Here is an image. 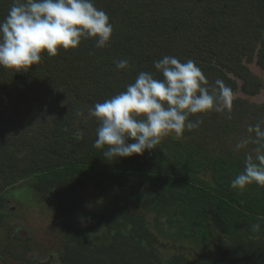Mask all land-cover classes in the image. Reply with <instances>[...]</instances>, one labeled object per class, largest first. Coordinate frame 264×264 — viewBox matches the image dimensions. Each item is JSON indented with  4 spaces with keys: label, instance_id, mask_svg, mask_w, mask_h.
Listing matches in <instances>:
<instances>
[{
    "label": "trees",
    "instance_id": "16d2710c",
    "mask_svg": "<svg viewBox=\"0 0 264 264\" xmlns=\"http://www.w3.org/2000/svg\"><path fill=\"white\" fill-rule=\"evenodd\" d=\"M12 3L0 0V20ZM94 4L113 24L106 47L96 48L89 38L76 48L58 49L56 56L45 51L39 65L27 71L0 67V174L20 169L7 180L24 179L41 198L52 187L59 201L74 193L76 184L83 189L92 185L113 204L98 224L54 218L59 221L55 224L62 247L57 262L264 264L260 219L264 187L253 183L239 191L230 186L244 170L246 153L256 146L235 149L250 134L239 122L223 123V117L235 118L228 110L191 115L190 120L202 119L198 128L161 138L155 149L130 157L106 160L107 146L93 147L99 124L84 131L91 118L98 121L89 109L125 91L139 72L162 79L153 62L166 55L195 61L210 90L214 85L207 76L233 89L227 58L249 52L256 45L252 36L264 34V0H94ZM196 24L203 32L197 34ZM121 59L129 61L128 69L116 68L115 61ZM226 142L232 146L227 151L221 149ZM41 198V204L51 205ZM257 223L260 228L253 231L251 225ZM22 247L27 263L30 244Z\"/></svg>",
    "mask_w": 264,
    "mask_h": 264
},
{
    "label": "clouds",
    "instance_id": "9594fccd",
    "mask_svg": "<svg viewBox=\"0 0 264 264\" xmlns=\"http://www.w3.org/2000/svg\"><path fill=\"white\" fill-rule=\"evenodd\" d=\"M112 34L109 16L94 0H13L0 20V67L27 71L39 65L45 51L56 56L58 49L76 48L89 38L95 40L96 48H103ZM153 64L162 79L141 71L125 91L89 109V115L99 121L93 147L107 146L103 152L106 160L142 155L155 149L163 136L174 133L179 137L186 129L198 128L202 119L190 120L191 115L231 110L233 90L220 79L211 90L206 87V77L192 59L181 62L166 55ZM115 66L126 70L129 61H115ZM247 131L250 135L239 140L235 149L248 144L256 147L246 153L244 170L230 182L239 191L253 183L264 187V128L258 122ZM251 228L258 231L260 225Z\"/></svg>",
    "mask_w": 264,
    "mask_h": 264
},
{
    "label": "rangeland",
    "instance_id": "374dc122",
    "mask_svg": "<svg viewBox=\"0 0 264 264\" xmlns=\"http://www.w3.org/2000/svg\"><path fill=\"white\" fill-rule=\"evenodd\" d=\"M198 26L196 32L199 34V32H203V28L201 24H196ZM206 28V27H205ZM195 32V33H196ZM226 36V32L224 35L219 39L223 40V38ZM227 52H224L223 56H226ZM237 60V56H231L227 58V61L229 63H226L231 70L235 68V61ZM238 69H240L238 67ZM242 72V71H241ZM245 76L246 74L242 72ZM210 81L215 84L216 79L213 76H207ZM244 78H248L245 76ZM250 79V78H249ZM254 99V97H252ZM250 102V101H249ZM252 102V101H251ZM234 104V105H233ZM248 104V105H247ZM263 109V108H262ZM228 114L235 116V118L232 120L230 118L225 119L226 117H223L222 120H224L223 123L228 122H239L240 124H243L242 130L249 134L247 129L249 125H255L258 122H261V127L264 128V118H261L262 110L257 107L256 104L247 103L246 100L236 101L232 103L231 110L228 111ZM244 119L241 121V119ZM247 118V120H245ZM99 121H94L91 118L90 120V127L85 129V133L89 130V132L95 130L98 127ZM57 124H52V126H56ZM91 134V133H90ZM173 133L163 136L162 138L166 139L168 137H171ZM234 138V136H231V139ZM229 142H226L221 149L225 148V151L232 148L230 147ZM54 146L56 147L58 144V140H56L54 143ZM227 148V149H226ZM248 146L241 149L242 151L247 150ZM223 151V152H225ZM160 168V167H159ZM0 183L4 184L2 186L0 184V189L2 190L1 197L7 198L8 200H11L9 203L10 207H18L17 213H7L6 210L8 209V205L5 208H2L0 212H3L5 215L0 220V249L3 251V253L0 252V264H36V260L34 258H29L28 262L26 263L24 261V255L21 254L20 251L11 250L13 248H17L19 244L25 245L30 244L28 257L30 256L29 253H31L33 250H38L40 252V261H45V259L48 258V255L53 254L54 256L52 259L49 260L48 264H59L57 262V255L59 252V249H62L61 246V238H60V227L57 228L55 223H59V221L54 219L53 214V208L47 206L46 204H41L37 195L33 194L29 189V184H19L14 186L11 190H8L9 188L5 189L9 185V181L7 179H2L0 177ZM76 188L83 189L82 187H79L76 184ZM0 190V191H1ZM83 193H85V199L90 204H93L97 214L100 216L99 221H104L103 217L106 216V214L113 208L112 201L106 197L103 193H101L98 189H94L92 185H89L87 188L83 189ZM47 194V193H46ZM6 196V197H5ZM103 197V198H102ZM9 207V208H10ZM17 217L18 219L21 218L22 227L27 231V237L28 239L20 240L22 237H16L12 238L11 234L9 236L8 230H11L7 228V226L10 224L13 218ZM72 220V218H71ZM98 221V222H99ZM96 222V224H98ZM92 223V222H91ZM28 241L30 243H28ZM185 244V243H184ZM173 249V248H172ZM11 253H9L10 251ZM175 251H179V249H173ZM9 251V252H8ZM167 252H163V254H168V248L166 250ZM24 252V251H23ZM185 252L188 254V244L187 247L185 246ZM192 254V253H191ZM188 254L189 256L191 255Z\"/></svg>",
    "mask_w": 264,
    "mask_h": 264
},
{
    "label": "flooded vegetation",
    "instance_id": "af4514ba",
    "mask_svg": "<svg viewBox=\"0 0 264 264\" xmlns=\"http://www.w3.org/2000/svg\"><path fill=\"white\" fill-rule=\"evenodd\" d=\"M253 39H255V47L250 50L249 52L242 53L239 52L237 54V59L240 60V69H238V72L235 71L238 67V62L235 63V69L231 72L234 74L235 77H230L232 80V86H233V100L232 103L236 101L246 100L247 103L256 104L257 107H259L262 110L261 118H264V34L259 33L256 34V36H252ZM263 50V51H262ZM217 65V62H215ZM258 68L261 71V75H256L252 71V67ZM241 71L244 72L248 78H244V75H241ZM229 73V72H228ZM250 78V79H249ZM254 97V99H252ZM234 101V102H233ZM250 101V102H249ZM252 101V102H251ZM263 108V109H262ZM36 141V140H35ZM53 165H49L50 169H52ZM26 166L23 167L25 169ZM52 167V168H51ZM20 169L13 170L12 168H9L7 172H3L0 174V177L2 179H11L13 177V174H17V171ZM38 188L40 189V181L36 182ZM19 184H25L24 179L19 178L16 181H12L9 183V185L5 188H9L8 190H11L14 186L17 187ZM49 187V186H48ZM76 188V187H75ZM33 194H36L39 201H40V195H38V192H35L32 188L29 189ZM55 189L52 187L48 188V193L45 194L41 198L43 202H48L51 204L49 207L53 208V214L55 219L63 220L65 218H72V220L79 223V225L83 224H95L99 221L100 216L97 214L93 204H90L87 199H85V193H83V189L76 188L74 190V193H69V195L65 196L62 200L59 201V199L54 198V192ZM2 193V191H0ZM1 196V194H0ZM6 197V196H5ZM1 200L4 201L1 203ZM57 202H55V201ZM11 200H8L7 198L5 200L0 198V210L2 208H5L7 205L9 206ZM47 203V204H48ZM60 205H63V208H59ZM89 205H91V209L89 208ZM10 207V206H9ZM6 210L7 213H17L18 207L16 209L14 207H10ZM5 215L3 212H0V219H2ZM59 217V218H58ZM71 220V221H72ZM21 218H13L10 224L7 226V228L11 229L8 230V232L11 234L12 238L16 237H22L20 240L28 239L25 237L27 235V231L22 227ZM28 243H30L28 241ZM23 245L19 244L17 248H13V250H22L24 251ZM29 250V248H28ZM29 252V251H28ZM23 254V253H21ZM29 258L38 259L36 260V264H41L40 262V252L38 250H33L31 253H29ZM49 258V257H48ZM49 263L48 261L45 262V264ZM35 264V263H33Z\"/></svg>",
    "mask_w": 264,
    "mask_h": 264
},
{
    "label": "water",
    "instance_id": "95a60500",
    "mask_svg": "<svg viewBox=\"0 0 264 264\" xmlns=\"http://www.w3.org/2000/svg\"><path fill=\"white\" fill-rule=\"evenodd\" d=\"M252 67V71L256 74V75H261V71L258 69V68H255L254 66H251ZM228 75L230 77H235L234 74L232 72H229ZM234 97V96H233Z\"/></svg>",
    "mask_w": 264,
    "mask_h": 264
}]
</instances>
